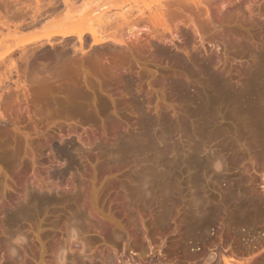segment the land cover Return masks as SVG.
Returning a JSON list of instances; mask_svg holds the SVG:
<instances>
[{
  "label": "rangeland",
  "instance_id": "obj_1",
  "mask_svg": "<svg viewBox=\"0 0 264 264\" xmlns=\"http://www.w3.org/2000/svg\"><path fill=\"white\" fill-rule=\"evenodd\" d=\"M91 1L134 14L137 39L52 46L91 26L43 17L15 37H39L15 61L62 56L59 77L0 87V264H264V0L73 5Z\"/></svg>",
  "mask_w": 264,
  "mask_h": 264
},
{
  "label": "bare ground",
  "instance_id": "obj_2",
  "mask_svg": "<svg viewBox=\"0 0 264 264\" xmlns=\"http://www.w3.org/2000/svg\"><path fill=\"white\" fill-rule=\"evenodd\" d=\"M74 1L73 0H61V5L63 9L60 10L59 9L60 6L58 4L51 3V5L46 4V6H44L41 0H34L35 6H34V9L32 8L34 10L33 15L29 17L30 20L28 22L26 23L23 22V24H21L20 22L16 23L15 20L14 21H11V20L16 18V16H19L21 18L23 15H25L26 8H29V6L23 5L24 3H22V5L18 6L17 8L15 6L16 8L15 9L12 5H15L16 0L15 1L13 0V2L12 0H0V5L2 4L6 12H8V10L10 9L13 10L12 7L15 10V11L13 10L12 12H10L11 11L10 10L9 11L10 13H8L7 16L6 15L3 17L0 16V46L3 45L4 41L6 40L8 41V39L10 41L11 39L14 41V43H12L11 45L9 44L6 47L7 56L0 59V87H2L1 86L2 84H6L4 82L9 79L12 73L14 74V76H16V79H13V81L15 80L16 82L14 83H18V85L15 84V86L17 87L20 86L19 84L25 87L27 81L29 82L35 81L36 85L38 84L41 85L45 79H46V82H47V79L48 81H50L52 79V75H55V71L57 72V75L55 76L56 77L58 76L59 71L57 70L56 66H55L56 70L52 69V67H49V66H52V65L54 66L60 62L59 59L62 55L59 52H58L59 54H54V55L52 54V56H54L53 58H55L57 62L55 60H53L54 62H50L47 59V56L49 55H47L46 53L42 52L39 55L35 56V53L33 54L32 50L29 51L32 53H29V52H26V49L25 51L24 50L21 51V53L24 52V54L20 53L19 59L17 58L18 60L16 59L15 61L14 58L11 59L12 58L11 54L13 53L14 50L19 49L21 47L23 48L27 44L29 45L30 43H34L36 40L39 39V37H32V38L22 37V39L21 37L20 39H17L15 37H17V32L18 31L20 32V30L22 32V30L36 28L40 23L39 19L41 17L59 19L62 23H68L70 25H78V24H82L85 22V23H89L91 26L86 33H83L82 31H75L72 27L54 31L51 34L46 36L47 40H45V42L48 45L53 44L51 42V38H62V39L75 38L79 45V48H82L83 50V48L85 47V43L87 44L88 42L86 41L88 37L90 38L91 45L93 46H99L104 43L106 44L109 41V37L101 36L98 31H100L101 33H106L107 31L112 30V29H114V31H118V29H126V33L128 35L127 40L129 42H133L134 40L137 39V37L134 34V25H133L134 23L132 21L134 19L133 18L134 14H131L129 10H126V9L124 10V8L120 7L121 6L120 4H119L120 6L116 5V8L113 11H109L108 8H105L107 7L105 6L106 3H101L98 1H94L95 2L94 3L93 1H91L90 4L89 3L84 4L81 9L77 10V8L73 5V3L75 4ZM192 2H199V0H192ZM158 4H159L158 7L160 8L157 9L158 8L157 7L156 9H154V11L152 10V13L149 12V15H148L149 19L153 21L155 24L165 23V20H164L165 15L163 13L164 11L162 12V3L161 4L158 3ZM8 5L9 7L10 6L12 7L8 9ZM137 13H139L140 16L144 15V13L141 12L140 10H138ZM0 15L2 14L0 13ZM19 32L18 34L21 33ZM148 34L152 35L151 32H149ZM87 35L88 37H86ZM115 43L122 45L124 44V40L120 38L118 41L115 40ZM37 44L39 43L37 42ZM44 44L45 43L39 44V45L40 47L41 46L43 47ZM73 47L75 46L73 45ZM48 61L50 62V64L51 63H56V64L48 65L49 63ZM61 61L63 62L65 60H61ZM62 62L60 63V65H62ZM62 69H63V66H62ZM52 71L54 72V74H52L53 73ZM41 77L43 80L41 79ZM12 78L10 79V81L12 80ZM36 78L37 79L39 78V81L41 80L42 83L37 82L38 80H36ZM5 103L7 104V102Z\"/></svg>",
  "mask_w": 264,
  "mask_h": 264
},
{
  "label": "clouds",
  "instance_id": "obj_3",
  "mask_svg": "<svg viewBox=\"0 0 264 264\" xmlns=\"http://www.w3.org/2000/svg\"><path fill=\"white\" fill-rule=\"evenodd\" d=\"M13 252H14V250H13Z\"/></svg>",
  "mask_w": 264,
  "mask_h": 264
}]
</instances>
